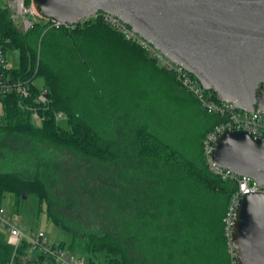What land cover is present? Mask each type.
Listing matches in <instances>:
<instances>
[{"label":"trees","instance_id":"16d2710c","mask_svg":"<svg viewBox=\"0 0 264 264\" xmlns=\"http://www.w3.org/2000/svg\"><path fill=\"white\" fill-rule=\"evenodd\" d=\"M0 41L6 53L13 49L20 57L19 67L9 68L6 75L30 94L28 98L16 92L0 94V144L6 157L20 158L24 152L33 157L48 144L97 161L115 160L117 150L97 128L103 94L111 88L137 97L148 86L134 74L136 58L151 64V75L145 71L146 77L155 80L153 86L164 87L161 75L171 80H167L173 94L170 110L133 107L135 102L128 98L123 101L132 103L131 107L112 111L120 140L132 141L137 151L134 166L138 172L134 180H126L132 189L121 190L119 195L121 204L135 207L137 224L124 229L130 241L88 233L78 238L79 250L70 244V252L80 253L87 264H233L223 220L238 185L213 175L203 153L206 135L224 117L207 113L182 88L175 72L162 68L145 49L102 19L72 28H50L42 21L23 32L0 4ZM38 78L43 80L41 88L36 85ZM42 90H47L49 98L44 109L37 102ZM35 111L41 114L39 120L33 117ZM58 113H63L62 119H57ZM46 167V174L0 171V203L9 193L17 202L25 194H35L40 204L48 200L50 167ZM53 246L65 249L67 243ZM28 249L23 241L16 264H23L20 257ZM133 252L140 257L134 259ZM13 256L14 248L0 228V264H10Z\"/></svg>","mask_w":264,"mask_h":264},{"label":"water","instance_id":"95a60500","mask_svg":"<svg viewBox=\"0 0 264 264\" xmlns=\"http://www.w3.org/2000/svg\"><path fill=\"white\" fill-rule=\"evenodd\" d=\"M45 19L77 25L112 15L221 103L264 114V0H33ZM213 161L264 187V136L225 131ZM27 194L23 198H27ZM233 243L238 264H264V193L240 198Z\"/></svg>","mask_w":264,"mask_h":264},{"label":"rangeland","instance_id":"374dc122","mask_svg":"<svg viewBox=\"0 0 264 264\" xmlns=\"http://www.w3.org/2000/svg\"><path fill=\"white\" fill-rule=\"evenodd\" d=\"M6 58L10 68L19 67L20 57L16 50L9 49ZM36 85L43 87L42 78L36 80ZM158 101L162 103L159 104V109H164L165 103L166 110L171 108L169 99L161 97ZM185 116H189V113L185 112ZM2 117L0 104V122H3ZM41 151L44 154L49 153L50 156L29 157L27 152H24L23 157L26 158L15 160L11 155L6 157L3 154L0 144V171L46 174L48 172L46 166L50 167V174L48 173L49 176L46 177L48 200L40 204L38 197L31 194L17 202L15 195L9 193L0 203L1 206L28 229L45 232L50 246L61 242L67 243L65 248L67 252H70L68 249L70 244H74L75 249L79 250L78 238L88 233L112 234L121 241L129 242V235H125L124 229L137 224L136 212L133 209L135 207L124 206L120 203L121 196L117 194L118 191L108 192L107 188L102 186L101 163L75 151L48 144L42 145ZM42 161H45L43 164L46 166L41 164ZM110 169L108 165L106 170ZM113 194L117 196L116 200L110 198ZM137 251L140 253V249ZM139 253L133 252L131 256L138 259ZM77 254L82 256L80 253ZM39 257V252L31 255V263L55 264L48 258L40 260Z\"/></svg>","mask_w":264,"mask_h":264},{"label":"built area","instance_id":"2783aa9c","mask_svg":"<svg viewBox=\"0 0 264 264\" xmlns=\"http://www.w3.org/2000/svg\"><path fill=\"white\" fill-rule=\"evenodd\" d=\"M0 4H3L9 10L10 18L18 24V28L23 32L31 30L36 24L42 21L47 23L50 28H72L92 19H102L105 23L118 31L126 40L145 49L148 55L155 59L162 68L175 72L182 88L196 98L207 113L224 117V122L216 126L213 131L206 135L203 141V153L208 169L213 175L225 181H233L238 185V190L232 196L223 220L225 224V237L227 239L228 251L232 263L238 264L233 243L235 213L238 202L244 195L264 193V187L258 186L249 176H239L229 169L216 165L213 161V146L218 135L225 131L244 130L255 137H263L264 114L258 109L253 112L241 111L232 103H221L215 100L214 92L205 90L193 75L167 59L151 44L135 34L128 25L112 15L98 13L92 17L82 19L77 25H72L54 19L43 18L36 10L33 0H30V3H28V0H0ZM6 54L4 45L0 41V94L5 95L16 92L24 98H28L30 94L27 88L19 82H14L11 77L6 75L7 70L10 68ZM47 94V90H42L37 97V102L41 104L42 109H44V106L49 102ZM33 117L39 120L41 118L40 112L35 111ZM62 118L63 113H58L57 119ZM0 228L7 233V243L14 248V256L10 264H16L14 258L17 257L18 249L23 241L29 244L28 254L20 257L23 264H27L31 260L30 256L37 252L40 253V260L48 258L55 264H87V260L83 256L67 252L63 248L54 247L53 245L50 246L45 232L28 229L19 220L10 215L1 205Z\"/></svg>","mask_w":264,"mask_h":264},{"label":"crops","instance_id":"0c3cea01","mask_svg":"<svg viewBox=\"0 0 264 264\" xmlns=\"http://www.w3.org/2000/svg\"><path fill=\"white\" fill-rule=\"evenodd\" d=\"M137 57H139V54H137ZM134 74L136 77L141 78L144 80L148 86L142 89L141 92H137V97H133L132 93H122V91L119 89L115 91L114 89L110 88V91H107V93H104L102 98L103 102L101 103V124L99 128L100 132L105 134L107 136L106 142L111 145V147L114 150H117V158L114 159H106L102 161H97L98 163H101V174L103 179V186H105L109 191L114 192L113 190L118 191V195H120L124 189L131 190L132 187L129 184H126V180H134L136 177V173L138 172V169L135 165V160L137 159V151L134 149V145L132 141H121L120 137L118 136V127L116 121H113V110H121L124 109L125 106L131 107V104H124L125 99H131L135 102L133 107H139V108H148V109H156L158 108L159 103L158 99L161 97L165 99H171L172 89L169 87V80L167 75H161L160 80H164L162 88L160 86H153V83L155 80H152L151 78L146 77V71L145 69H148V75L150 74L149 68L151 69V64L147 63L146 61H143L139 58H136V61L134 62ZM168 80V81H167ZM143 101V102H142ZM166 103L164 104V110L166 111ZM94 107V106H93ZM91 107V108H93ZM97 106L94 107L96 111ZM138 108V109H139ZM111 110V112H110ZM45 152V151H44ZM36 155L34 157H45L50 154L43 151L38 150L35 151ZM24 156V154H22ZM21 156L20 158L14 157L15 160L24 159L26 157ZM49 160V159H48ZM51 163V161H50ZM108 165H110V171H107ZM110 172V173H109ZM106 173V175H105ZM116 174V175H115ZM113 182V184L111 183ZM121 190H123L121 192ZM125 192V191H124ZM27 264H32L31 261H29Z\"/></svg>","mask_w":264,"mask_h":264}]
</instances>
